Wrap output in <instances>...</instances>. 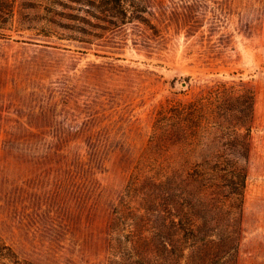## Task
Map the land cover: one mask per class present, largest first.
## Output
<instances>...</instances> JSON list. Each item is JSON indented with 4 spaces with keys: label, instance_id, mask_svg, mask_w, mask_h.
Here are the masks:
<instances>
[{
    "label": "rangeland",
    "instance_id": "obj_1",
    "mask_svg": "<svg viewBox=\"0 0 264 264\" xmlns=\"http://www.w3.org/2000/svg\"><path fill=\"white\" fill-rule=\"evenodd\" d=\"M57 1L17 0L0 30V246L11 261L146 264L158 239L175 241L172 220L213 219L211 188L152 187L194 172L212 145L161 152L153 135L162 113L220 87L241 112L252 95L234 264H264V0H140L144 12L125 19L99 0ZM170 247L166 264L192 262Z\"/></svg>",
    "mask_w": 264,
    "mask_h": 264
},
{
    "label": "trees",
    "instance_id": "obj_2",
    "mask_svg": "<svg viewBox=\"0 0 264 264\" xmlns=\"http://www.w3.org/2000/svg\"><path fill=\"white\" fill-rule=\"evenodd\" d=\"M17 0H0V30L10 29L15 13ZM23 1V0H21ZM30 9H41L57 5V0H30ZM105 7L95 5V0H89L90 6H96L100 12H113L124 19L127 17L128 8L132 7V13L136 12V18L144 9L140 0H99ZM98 1V3H99ZM133 3V5L131 4ZM110 5V6H109ZM19 12V11H18ZM231 92L227 88L216 87L200 96L186 106H176L162 113L154 124V143L157 149L174 147L182 149L188 147L192 150L198 145L205 149L212 145L211 151L202 159L193 162L194 172L173 177L156 176L152 187L161 192L164 185L174 190L180 188L184 191H199L200 195H208L211 188L216 197L213 199V219L207 221L206 215L202 218L185 213V221L172 220V226L176 229L175 241L157 240L151 258L146 264H166L160 256V248L166 250L167 245L179 244L177 257H186L185 250L191 255L192 262L188 264H234L237 249L240 226L241 202L246 180L247 141L250 132L249 123L252 117V95H245L242 112L238 107H231ZM241 113V116L238 113ZM237 126H244L245 133L237 132ZM243 150V151H241ZM241 151V152H240ZM162 152V150H161ZM234 154L238 155L236 157ZM228 189L233 197L222 195L223 189ZM160 194V193H159ZM234 199L239 205H227L228 200ZM201 200V199H200ZM201 209L208 212V205L201 200ZM189 207V205H185ZM212 206V204H211ZM189 209V208H188ZM160 236V234H156ZM168 250L173 255L176 250ZM157 250H159L157 252ZM10 249L0 246V264H17L10 259ZM135 254L137 252H134ZM138 256H140L138 254Z\"/></svg>",
    "mask_w": 264,
    "mask_h": 264
}]
</instances>
